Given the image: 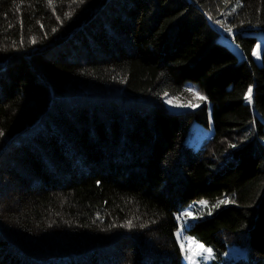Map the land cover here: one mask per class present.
Listing matches in <instances>:
<instances>
[{
  "label": "trees",
  "instance_id": "16d2710c",
  "mask_svg": "<svg viewBox=\"0 0 264 264\" xmlns=\"http://www.w3.org/2000/svg\"><path fill=\"white\" fill-rule=\"evenodd\" d=\"M257 33L264 0H0V264H181L180 226L264 264Z\"/></svg>",
  "mask_w": 264,
  "mask_h": 264
},
{
  "label": "rangeland",
  "instance_id": "374dc122",
  "mask_svg": "<svg viewBox=\"0 0 264 264\" xmlns=\"http://www.w3.org/2000/svg\"><path fill=\"white\" fill-rule=\"evenodd\" d=\"M257 44L253 50L254 52H257L260 56L259 59H257L256 55H253L252 57L253 60L260 65L261 64V51L264 45V34L262 33H257ZM226 46H228L231 50H233L239 57L242 56L240 50L235 46L233 41L231 39H224L221 40ZM259 45V48L257 47ZM193 93H197L198 95H193ZM249 94V93H248ZM252 96V93H251ZM200 97H203L200 93H198L195 89L192 88V86L187 84L185 87H183L182 90L170 94L166 96L163 100L164 106L170 110L171 112H182L185 110H194L197 107H199L203 102H204V97L203 99H200ZM190 105V106H189ZM264 129V127H263ZM210 134H212V129L209 130H204L203 128L199 126L194 127V133L191 138V143H194V145L198 146L200 141L206 137H208ZM225 201V200H221ZM209 202L206 200L203 201H198L191 203L188 208H186L181 215L177 214V219L179 222L182 224H190L192 221H195V218L189 220L192 212H191V207H196V209H205L208 208L207 214H212L225 206L227 203L221 204L220 202ZM206 202V204L202 203ZM215 205H219V207H215ZM185 213H189V215H184ZM182 227L180 226L179 231L177 232V241L178 244L181 248V251L183 253V258L181 260V264H223L224 261L231 260L232 258L234 260L237 259H243L246 257V252L245 249L240 248V247H235V248H230L226 256L223 258L222 261L217 260L212 253V250L209 247H205L202 244H198L194 242L191 239L183 237L182 234ZM183 245V248H182ZM199 245L203 246V249L198 247ZM204 249H210L211 251H204ZM191 256L192 258L189 259L188 257Z\"/></svg>",
  "mask_w": 264,
  "mask_h": 264
},
{
  "label": "snow or ice",
  "instance_id": "6c2138e0",
  "mask_svg": "<svg viewBox=\"0 0 264 264\" xmlns=\"http://www.w3.org/2000/svg\"><path fill=\"white\" fill-rule=\"evenodd\" d=\"M50 2H51V0H50ZM80 2L82 3L83 0H80ZM257 47L259 48V45ZM253 55H256L257 56V59L260 58V56H259V54L257 52H254ZM248 93L249 94L245 97V99H247L251 103V100H252V96H251L252 89L251 88H249ZM193 95H198V94L197 93H193ZM200 99H203V97H200ZM0 135H3V133H0ZM233 147H235V145H233ZM202 203L206 204V202H202ZM220 203L221 204L227 203V201H221ZM215 207H219V205H215ZM184 215H189V213H185ZM198 247H200L201 249H203V246L202 245H199ZM182 248H183V245H182ZM204 251H209L210 252L211 250L210 249H204ZM188 258L191 259L192 257L189 256Z\"/></svg>",
  "mask_w": 264,
  "mask_h": 264
}]
</instances>
